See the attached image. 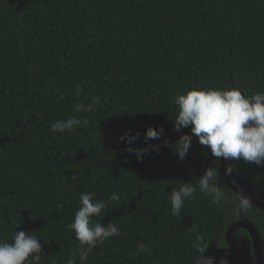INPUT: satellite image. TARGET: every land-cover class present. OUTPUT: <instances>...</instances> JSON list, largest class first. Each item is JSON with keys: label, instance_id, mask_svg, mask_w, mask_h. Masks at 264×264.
Instances as JSON below:
<instances>
[{"label": "trees", "instance_id": "16d2710c", "mask_svg": "<svg viewBox=\"0 0 264 264\" xmlns=\"http://www.w3.org/2000/svg\"><path fill=\"white\" fill-rule=\"evenodd\" d=\"M193 87L264 92V0H0V241L34 231L41 264H193L226 246L241 214L264 237V214L221 176L218 201L200 189L221 158L195 137L184 159L172 151L190 133L173 129V97ZM92 97L93 111H75ZM69 117L89 123L52 130ZM148 128L163 133L146 143ZM234 170L264 190V165L236 159ZM185 184L195 191L173 215L169 195ZM86 192L108 201L92 222L119 235L82 262L68 224Z\"/></svg>", "mask_w": 264, "mask_h": 264}, {"label": "clouds", "instance_id": "9594fccd", "mask_svg": "<svg viewBox=\"0 0 264 264\" xmlns=\"http://www.w3.org/2000/svg\"><path fill=\"white\" fill-rule=\"evenodd\" d=\"M81 91L78 86L76 95L79 96ZM173 101L178 108L173 120L174 131L182 132L183 129L190 128V133L181 134L175 145L171 146L172 151L180 159L185 158L195 137L200 145L210 149L213 157L226 160L243 159L245 162L264 165V92L247 96L235 87L226 90L193 87L175 95ZM99 102L98 97H92L89 104L75 105V111L91 112ZM88 123L87 119L69 117L53 122L51 128L60 133H64L65 130L72 132L77 126H86ZM162 133L163 128H148L145 142L159 139ZM138 136V133L125 134L121 139L131 144ZM165 146H168L167 141ZM150 147L159 151L158 145ZM128 151L135 152L137 159L142 160L148 148H129ZM214 176L213 169H206L198 182L202 191L214 194V200L218 201L220 193L210 184ZM76 178L74 174L72 179ZM194 191L193 186L185 184L179 190L174 189L170 193L169 201L173 215L179 214L185 199L191 197ZM94 196L95 194L91 192L80 193L79 208L68 224V228L79 242V256L82 262L87 261L89 253L97 245L119 235L118 227L114 223L105 226L101 222H92V217L99 215L108 203L105 200H96ZM118 198L115 193L110 197L111 200ZM33 232L14 230L11 240L0 241V264H41L43 259L41 239ZM194 246L197 244L194 243ZM66 264H75V261L69 258Z\"/></svg>", "mask_w": 264, "mask_h": 264}, {"label": "water", "instance_id": "95a60500", "mask_svg": "<svg viewBox=\"0 0 264 264\" xmlns=\"http://www.w3.org/2000/svg\"><path fill=\"white\" fill-rule=\"evenodd\" d=\"M236 159H220L219 168L214 170L215 174L221 176L228 187L239 196L244 202L247 201L251 207H255L264 212V190L257 188L254 184L246 179H242L234 170ZM213 169L211 160L207 163L206 168L199 173L202 177L206 169ZM245 217L243 216V219ZM240 220L232 224L227 231V238L230 244L229 254L225 261L221 258L225 253V249L218 247L216 242H213L205 255L196 260L193 264H234L239 261L238 256L244 254V263H252V256L250 255V248L246 240L238 242L233 236L236 228L246 229L252 239L256 264H264V242L259 234L257 227L248 219Z\"/></svg>", "mask_w": 264, "mask_h": 264}, {"label": "flooded vegetation", "instance_id": "af4514ba", "mask_svg": "<svg viewBox=\"0 0 264 264\" xmlns=\"http://www.w3.org/2000/svg\"><path fill=\"white\" fill-rule=\"evenodd\" d=\"M236 172V171H235ZM240 178H242L240 175H238ZM243 179V178H242ZM241 199V198H240ZM242 200V199H241ZM243 201V200H242ZM244 202V201H243ZM245 203V202H244ZM249 207H251V206H249ZM255 208V207H254ZM258 209V208H257ZM258 210H260V209H258ZM261 211V210H260ZM263 214H264V212L263 211H261ZM243 216L245 217V215H243V214H241V217H240V219H238V220H236V221H234V222H232L229 226H228V228H227V231H228V229H229V227L232 225V224H234V223H237V222H239L240 220H242L243 219ZM244 219H248V220H250L249 218H247V217H245ZM243 219V220H244ZM251 221V220H250ZM252 223H253V221H251ZM254 224V223H253ZM255 225V224H254ZM256 226V225H255ZM257 227V226H256ZM257 229H258V231H259V234H260V236H261V238H262V241L264 242V237L262 236V234H261V230H260V228L259 227H257ZM262 229H264V218H263V224H262ZM227 231H226V246H224V247H222V246H220L217 242V244H218V247L219 248H221V249H225L226 251H225V253H224V255L222 256V258H221V260L222 261H225L226 259H227V256H228V254H229V250H230V244H229V242H228V238H227ZM264 235V234H263ZM232 236L238 241V242H240V241H242V240H246V242H247V245L249 246V248H250V255L252 256V258H253V260H252V263H245V264H256V259H255V254H254V247H253V243H252V239H251V235H250V233L246 230V229H243V228H236L235 229V231L233 232V234H232ZM211 246V245H210ZM208 251V250H207ZM206 254V253H205ZM204 254V255H205ZM202 257V256H201ZM200 257V258H201ZM199 258V259H200ZM238 259H239V261H237L236 263H234V264H243L244 263V254L243 255H239L238 256Z\"/></svg>", "mask_w": 264, "mask_h": 264}]
</instances>
